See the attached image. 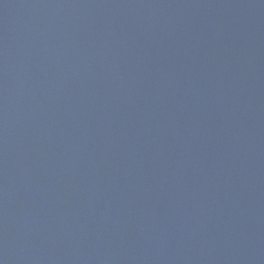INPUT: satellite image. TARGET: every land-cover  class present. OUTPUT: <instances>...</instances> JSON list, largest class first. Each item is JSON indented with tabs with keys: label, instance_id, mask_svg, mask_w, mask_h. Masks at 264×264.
I'll return each instance as SVG.
<instances>
[{
	"label": "water",
	"instance_id": "1",
	"mask_svg": "<svg viewBox=\"0 0 264 264\" xmlns=\"http://www.w3.org/2000/svg\"><path fill=\"white\" fill-rule=\"evenodd\" d=\"M0 264H264V0H0Z\"/></svg>",
	"mask_w": 264,
	"mask_h": 264
}]
</instances>
